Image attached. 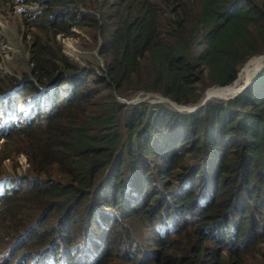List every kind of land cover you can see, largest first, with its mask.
Here are the masks:
<instances>
[{"label":"trees","instance_id":"trees-1","mask_svg":"<svg viewBox=\"0 0 264 264\" xmlns=\"http://www.w3.org/2000/svg\"><path fill=\"white\" fill-rule=\"evenodd\" d=\"M47 1L20 88L54 83L6 138L30 172L0 197V264H264V66L190 112L118 98L197 103L236 79L264 52V0ZM71 22L94 24L99 71L61 50Z\"/></svg>","mask_w":264,"mask_h":264},{"label":"rangeland","instance_id":"rangeland-1","mask_svg":"<svg viewBox=\"0 0 264 264\" xmlns=\"http://www.w3.org/2000/svg\"><path fill=\"white\" fill-rule=\"evenodd\" d=\"M70 2H72L70 5L76 14H81L80 11L83 10L85 12L90 10V8L83 5L76 6L74 0ZM50 8V1L47 0H0V86L12 78H18L23 80V82L29 81V78L34 75L31 62V37L33 40L35 33H38L40 36L48 35L50 38L49 33H45V28L38 24L40 20L45 19V10ZM65 17H70L67 21L72 20L69 15ZM72 24L73 22H71ZM72 26L74 29L73 33L63 34L60 32L57 35L58 40L61 42V50L83 66L98 67L101 65L103 63V55L99 52L101 40L94 24L80 23ZM253 55L243 63V67H240L241 71L239 70L237 78L232 83L206 86L201 94V102H205L208 98L231 97L241 91L264 66V52L254 53ZM135 98L171 103L166 98H162L161 95L155 93L145 94L140 92L130 100ZM21 107L24 110L23 103ZM176 107L184 109V107H179V105H176ZM6 126L3 128H6ZM11 133L9 132L5 138L0 137V177L25 175L30 172L27 154L24 149H20L18 141L15 139L5 140L7 137H11ZM135 225L138 227L139 223L135 222ZM0 244H2L0 246L1 261L3 259V254L1 253L6 249L7 243L3 241ZM219 244L218 242V248L223 246L221 244L219 247Z\"/></svg>","mask_w":264,"mask_h":264},{"label":"clouds","instance_id":"clouds-1","mask_svg":"<svg viewBox=\"0 0 264 264\" xmlns=\"http://www.w3.org/2000/svg\"><path fill=\"white\" fill-rule=\"evenodd\" d=\"M102 65L103 63L99 65L98 67H96L98 71L100 69V66ZM29 80L38 84L34 75L30 77ZM25 82L26 81L23 82V80H20L19 83L17 82L18 84H15V85L13 84L11 86L6 87L5 90L0 91V106H2L0 108V137L5 138L9 132H13L20 125L32 120L38 114V105L43 107V109H47L46 103L48 101L47 100L48 95H47V92H45V89H47L48 87H51L54 82L49 83L48 85L46 84L39 85L38 89L34 91H25L21 89L20 87H22V84ZM222 85H226V84H222ZM140 92L145 93V94H149V93L159 94L162 96V98L164 97L168 101H170L173 106L176 107V105H179V107H184V109H179L178 107H176L179 110L184 111V112H190L194 110L195 108L201 106L202 103H204V101L201 102V98L197 103H179L176 100L172 99L171 97L163 95L162 93H159V92H144V91H140ZM118 98L122 100L123 102H138L141 100H150L146 98H141V99L135 98L134 100H130L131 98H134V96L133 97H123L119 95H118ZM123 98H126V99H123ZM22 103L24 104V110L21 107ZM22 111L24 112L22 113ZM5 125H7L6 128H3ZM27 161H28V158H27ZM16 176L17 175H14L11 177L9 176L0 177V197L10 192L11 190L10 188L13 185H15L13 184L12 180ZM41 178H45V177H41ZM25 232L26 231H24L23 233ZM22 236H24V234H22ZM1 254H3V252ZM60 264H66V262L62 260Z\"/></svg>","mask_w":264,"mask_h":264},{"label":"bare ground","instance_id":"bare-ground-1","mask_svg":"<svg viewBox=\"0 0 264 264\" xmlns=\"http://www.w3.org/2000/svg\"><path fill=\"white\" fill-rule=\"evenodd\" d=\"M241 71V70H240ZM228 85V84H227Z\"/></svg>","mask_w":264,"mask_h":264}]
</instances>
